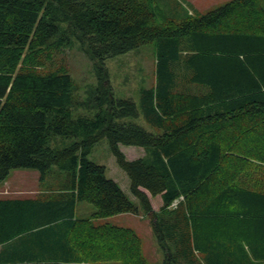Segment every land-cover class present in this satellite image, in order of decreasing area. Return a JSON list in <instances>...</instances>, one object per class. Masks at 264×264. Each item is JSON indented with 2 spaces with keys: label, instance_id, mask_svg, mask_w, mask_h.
<instances>
[{
  "label": "trees",
  "instance_id": "obj_1",
  "mask_svg": "<svg viewBox=\"0 0 264 264\" xmlns=\"http://www.w3.org/2000/svg\"><path fill=\"white\" fill-rule=\"evenodd\" d=\"M158 16L154 0H0V182L28 168L45 181L66 174L69 190L0 199V264H148L134 230L94 223L139 212L88 158L104 139L164 264H199V252L207 264L264 261V0L183 22ZM75 41L99 78L84 100L65 69L42 72ZM150 44L154 85L138 103L117 100L106 61ZM140 117L155 131L124 122ZM58 137L73 142L55 148ZM122 146L143 155L130 160ZM78 202L95 206L93 219L73 217Z\"/></svg>",
  "mask_w": 264,
  "mask_h": 264
},
{
  "label": "rangeland",
  "instance_id": "obj_2",
  "mask_svg": "<svg viewBox=\"0 0 264 264\" xmlns=\"http://www.w3.org/2000/svg\"><path fill=\"white\" fill-rule=\"evenodd\" d=\"M159 13L158 22L164 19L183 22L189 18H200L203 15L218 9L232 0H154ZM156 44H150L135 49L127 54L117 56L106 61L109 78L117 100L133 99L138 103L139 91L142 88H151L155 83L156 75ZM65 69L72 77L76 86V96L84 100L98 87L99 78L92 59L83 51L80 43L75 41L73 45L64 47L55 52L43 66L42 72L51 73ZM85 108L74 111V115H89ZM86 113V114H83ZM124 122H132L141 125L148 131H155L142 117L138 119L128 118ZM72 139L58 137L53 143L55 148H65L72 144ZM122 151L128 159L134 160L143 155L141 148L122 146ZM89 160L105 166L108 178L116 181L126 195L138 206L139 212L125 213L109 218H96V225L110 224L113 226L134 230L141 238L143 244V256L148 264H164L165 250L159 245L149 214L141 207L137 198L131 192V182L125 171L117 164L116 157L112 153L106 139L95 145ZM58 172L56 168L53 169ZM55 174L59 173H54ZM251 176V174H250ZM249 176V177H250ZM257 178L264 182V174ZM260 182V183H261ZM50 186L48 180H42L40 172L36 169L20 168L10 172L6 181L0 182V191L7 197L6 190L12 193L13 189H42ZM11 195V194H10ZM91 206L95 214L97 209ZM155 211L162 208L161 201H153ZM92 215H90L91 217ZM111 264H121L115 262Z\"/></svg>",
  "mask_w": 264,
  "mask_h": 264
},
{
  "label": "crops",
  "instance_id": "obj_3",
  "mask_svg": "<svg viewBox=\"0 0 264 264\" xmlns=\"http://www.w3.org/2000/svg\"><path fill=\"white\" fill-rule=\"evenodd\" d=\"M56 177H53L49 181L50 186L47 188L42 189H13L12 193L10 191L6 190L7 197H4L2 192L0 191V199H23V200H29V199H42L45 200V197L48 196V194L58 195L60 193H66L69 190L65 188L66 186V174H55ZM11 194V195H10ZM161 210V208H160ZM159 210V211H160ZM156 211V212H159ZM90 215H92L90 217ZM94 213L92 212L91 206L85 204V202H78L76 206L74 207L73 217L75 219H93ZM2 249V246H0V251ZM199 258V264H207L205 257L202 255V253H198ZM250 263L252 264L253 259L250 258ZM259 264H264V261H261Z\"/></svg>",
  "mask_w": 264,
  "mask_h": 264
},
{
  "label": "built area",
  "instance_id": "obj_4",
  "mask_svg": "<svg viewBox=\"0 0 264 264\" xmlns=\"http://www.w3.org/2000/svg\"><path fill=\"white\" fill-rule=\"evenodd\" d=\"M175 205H176V203H175Z\"/></svg>",
  "mask_w": 264,
  "mask_h": 264
}]
</instances>
